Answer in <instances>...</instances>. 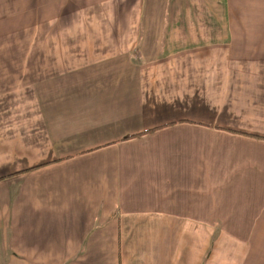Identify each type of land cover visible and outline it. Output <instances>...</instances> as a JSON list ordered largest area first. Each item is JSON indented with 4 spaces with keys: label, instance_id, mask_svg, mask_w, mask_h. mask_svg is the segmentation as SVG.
<instances>
[{
    "label": "crops",
    "instance_id": "0c3cea01",
    "mask_svg": "<svg viewBox=\"0 0 264 264\" xmlns=\"http://www.w3.org/2000/svg\"><path fill=\"white\" fill-rule=\"evenodd\" d=\"M0 264H264V0H0Z\"/></svg>",
    "mask_w": 264,
    "mask_h": 264
},
{
    "label": "trees",
    "instance_id": "16d2710c",
    "mask_svg": "<svg viewBox=\"0 0 264 264\" xmlns=\"http://www.w3.org/2000/svg\"><path fill=\"white\" fill-rule=\"evenodd\" d=\"M169 125H171V124H169Z\"/></svg>",
    "mask_w": 264,
    "mask_h": 264
}]
</instances>
